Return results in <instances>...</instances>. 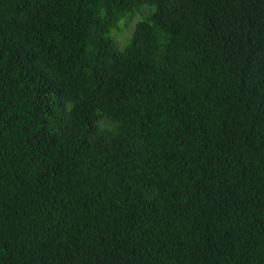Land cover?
<instances>
[{
  "label": "trees",
  "instance_id": "obj_1",
  "mask_svg": "<svg viewBox=\"0 0 264 264\" xmlns=\"http://www.w3.org/2000/svg\"><path fill=\"white\" fill-rule=\"evenodd\" d=\"M0 264H264V0H0Z\"/></svg>",
  "mask_w": 264,
  "mask_h": 264
},
{
  "label": "rangeland",
  "instance_id": "obj_2",
  "mask_svg": "<svg viewBox=\"0 0 264 264\" xmlns=\"http://www.w3.org/2000/svg\"><path fill=\"white\" fill-rule=\"evenodd\" d=\"M144 9H146V11H144ZM151 9L152 6L148 4H142L140 10L137 11L128 22H125L126 16H124L118 21L117 26L112 28L110 33L115 37L116 43L119 47H123L128 42V36L130 35L136 20L142 17L145 12H149ZM124 22L125 25H127L125 27L123 24ZM120 28H123L124 33H122L121 30H118Z\"/></svg>",
  "mask_w": 264,
  "mask_h": 264
}]
</instances>
